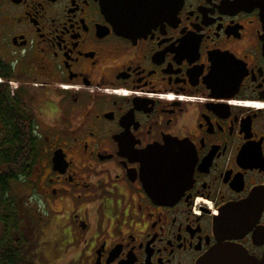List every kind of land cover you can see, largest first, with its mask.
Wrapping results in <instances>:
<instances>
[{
  "label": "flooded vegetation",
  "instance_id": "1",
  "mask_svg": "<svg viewBox=\"0 0 264 264\" xmlns=\"http://www.w3.org/2000/svg\"><path fill=\"white\" fill-rule=\"evenodd\" d=\"M107 1L0 0V264H261L264 0Z\"/></svg>",
  "mask_w": 264,
  "mask_h": 264
},
{
  "label": "water",
  "instance_id": "2",
  "mask_svg": "<svg viewBox=\"0 0 264 264\" xmlns=\"http://www.w3.org/2000/svg\"><path fill=\"white\" fill-rule=\"evenodd\" d=\"M180 3L181 0H165V1L156 0L155 1L156 13L155 15H152L150 17H146V16L122 17L120 14L122 11H124V9L121 8L119 2L107 1V8L106 5L103 8L101 4V9L108 16V19L111 22L112 27L114 29L138 34L143 30L147 29L148 27H150L156 21H159L162 17L167 18L171 15L173 16V14L178 9ZM262 5L263 8L261 9V12L264 19V1ZM132 10L137 12L140 11L141 9L139 7H134L133 9H131V11ZM151 10L154 11L153 2H152ZM160 11L164 13L163 16L159 15ZM226 221L227 219L225 218V222ZM237 250L239 251L240 248L236 246H227L224 244H218L209 250V252L206 254V256L199 264H214V261L217 260L216 255H214V252L216 251H237ZM261 264H264V257L262 259Z\"/></svg>",
  "mask_w": 264,
  "mask_h": 264
}]
</instances>
